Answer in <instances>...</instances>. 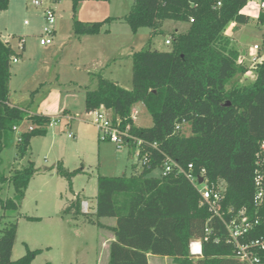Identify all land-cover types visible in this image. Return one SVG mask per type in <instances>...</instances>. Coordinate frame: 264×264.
I'll list each match as a JSON object with an SVG mask.
<instances>
[{
  "label": "trees",
  "instance_id": "obj_1",
  "mask_svg": "<svg viewBox=\"0 0 264 264\" xmlns=\"http://www.w3.org/2000/svg\"><path fill=\"white\" fill-rule=\"evenodd\" d=\"M78 2L74 0L73 10ZM247 2L134 0L124 18L93 23L74 19L77 38L109 33L104 27L117 20L128 24L134 33L150 28L152 37L160 33L165 21L190 23L187 32L171 34L170 51L149 47L132 55V90L101 73L91 74L95 87L86 90L85 112L109 110L114 118L122 120V128L129 126L130 132L146 145H157L156 149L149 148L154 156L151 169L141 173L136 170L129 177H98L95 213L82 211L84 201L80 195L64 204L63 216H84L98 228L103 227L101 219L115 220V227L110 229L115 240L110 244L109 264H149V255L172 258L178 264H246L235 257L233 247L225 241L222 224L200 206L199 194L185 177L175 173H161L159 178L149 175L162 171L161 159L156 161L158 152H162L179 164H193L196 172L205 169L213 182L224 180L225 207L245 208L251 219L264 215V206L258 209L254 203L256 156L264 142V61L256 66L254 82L240 86L238 80L249 67L238 65L240 52L225 36L230 25L251 22L240 13ZM9 4L10 0H0V12L8 10ZM20 55L0 38V154L13 138L14 127L27 120L34 129L24 133L17 143L18 158L23 159L31 140L48 134L52 119L31 115L11 104L12 60ZM140 104L152 117L150 128L138 127L131 117L134 107ZM177 125L182 129L175 132ZM186 125L190 127L189 136L183 134ZM134 149L132 146L131 154ZM56 171L74 195L73 181L83 169L69 171L59 162ZM35 174L33 163L15 169L10 177L0 174V220L9 219L0 230V264H32L40 253L28 250L22 258L12 259L19 211ZM5 184L14 188V196L6 200L1 196ZM16 213V220L11 221ZM208 227L212 234L203 242V257L193 260L190 242L204 239ZM263 236L264 220L252 233L253 238ZM259 257V264H264V252Z\"/></svg>",
  "mask_w": 264,
  "mask_h": 264
},
{
  "label": "rangeland",
  "instance_id": "obj_2",
  "mask_svg": "<svg viewBox=\"0 0 264 264\" xmlns=\"http://www.w3.org/2000/svg\"><path fill=\"white\" fill-rule=\"evenodd\" d=\"M35 1L42 5L37 7ZM73 2L14 0L16 6L22 5L24 8L18 12L14 5L12 13H6L8 21L12 17V28L5 31L3 21L0 22L3 41L13 43L17 55L22 53L17 56L18 62H12L11 103L26 109L31 115H44L56 121L45 137L31 140L27 156L20 159L17 143L31 127L25 120L19 124L18 132L14 131L13 138L0 154V174L6 177L12 176L15 169L28 167L30 163L34 164L36 170L19 211L18 237L12 257L14 261L25 256L28 250H39L32 264H108L102 246L104 234L100 228L89 223L84 216L74 218L62 215V202L72 200L74 196L68 190L67 181L57 174L56 168L62 162L69 171L83 169L84 172L74 179V190L86 197L91 206L90 213L95 207L99 176L129 177L136 173V157L127 148L119 149L110 140H100L98 129L91 123V114L85 112V87L90 83L86 68H95L97 64L91 62L92 58L86 56L85 47L74 39L73 29L74 19L87 17L90 10H94V15L102 14L105 17L100 22L108 18H124L132 10L134 0H79L75 10ZM48 6L54 7L57 12V35L53 45L43 47L40 37L47 27L44 9ZM189 27L190 23L168 20L163 22L160 33L152 37L150 28H141L134 33L124 21L110 24L107 28L111 29V34L105 37L107 41L102 48L107 50L109 58L114 54L113 50L118 55L114 54L108 61L112 64L111 68L104 65L96 72L110 81L116 79L120 87L132 90L131 48L141 51L151 47L168 52L172 47L167 46L165 41L171 38L170 35L176 30L187 32ZM9 33H14L15 37L9 38ZM225 36L241 55L248 58L247 64H252L251 48L264 40L263 31L253 20L248 25H230ZM19 38L26 42L25 51ZM255 69L249 68L238 84L251 85L256 78ZM136 109L139 112L136 125L152 127L153 120L146 108L140 104ZM183 129V134L189 136V125ZM71 133L75 138L68 137ZM161 173L158 169L149 177L159 178ZM1 196L4 200L12 198L13 186L5 184ZM26 217L37 220L30 221ZM16 218L17 213L12 214L10 220ZM8 222L9 219L0 220V230ZM154 264L178 263L172 258H158Z\"/></svg>",
  "mask_w": 264,
  "mask_h": 264
},
{
  "label": "built area",
  "instance_id": "obj_3",
  "mask_svg": "<svg viewBox=\"0 0 264 264\" xmlns=\"http://www.w3.org/2000/svg\"><path fill=\"white\" fill-rule=\"evenodd\" d=\"M34 5L41 6L42 3L35 1ZM221 5V4H219ZM241 14L249 17L251 21H256L260 30L263 31L264 37V0H248L245 7L241 10ZM44 17L47 27L44 29L40 37V45L49 46L53 43L55 27L57 24V12L52 6H48L44 10ZM193 22V20H191ZM264 39V38H263ZM22 42L23 50V39ZM167 46L172 45V39L169 38L165 41ZM250 63L247 64L248 58L244 55L239 56L238 65H247L249 68H256L258 64L264 61V40L260 45H254L251 50ZM13 63L18 62L17 56L13 58ZM92 116L91 123L98 129L102 141L110 140L115 143L119 149H130L135 146L133 155L136 157L137 173H141L146 169H151L153 166L154 156L149 148L156 149L157 145H146L143 140L138 139L130 132V127L122 128V120L114 118L111 111L101 108L90 113ZM139 112L136 106L132 110V119L136 123ZM56 121L52 120L51 126ZM34 126L29 128L32 131ZM182 129L177 125L175 132ZM14 131L18 132V126L14 127ZM69 138H75L74 134H69ZM148 147V148H147ZM156 161L161 159V167L163 176H168L172 173L185 177L193 188L197 191L200 197V206L206 208L210 213L212 219L218 220L225 232V241L234 249L235 257L246 264H259V254L264 252V236L253 238L252 233L257 226L264 220V215H256L253 219L248 215L247 210H236L233 207H225L227 196V183L224 180L211 181L205 169L198 172L195 171L193 164H179L162 152H158ZM257 168L255 170L254 184L255 196L254 203L258 209L264 206V142L261 143L260 151L257 154ZM90 205L84 201L82 203V211L90 213ZM212 234V230L206 228V236L204 239H196L190 242L189 252L191 258L200 259L203 257V242L208 241ZM220 239L217 238L216 241Z\"/></svg>",
  "mask_w": 264,
  "mask_h": 264
},
{
  "label": "crops",
  "instance_id": "obj_4",
  "mask_svg": "<svg viewBox=\"0 0 264 264\" xmlns=\"http://www.w3.org/2000/svg\"><path fill=\"white\" fill-rule=\"evenodd\" d=\"M17 8L18 12L19 11H22L23 10V6L22 5H18L16 6V4L14 3V0H10V4H9V8L8 10L4 11V12H0V15H3V16H0V22L3 21L4 23V30L7 31V30H10L12 28V17L10 18V20L8 21L6 18V13H12V10L15 9V7ZM84 5V4H83ZM40 7V6H39ZM45 10V9H44ZM84 18V19H83ZM105 17H103V15H94V10H90V14L87 15V17H81L79 21H82V22H86V23H93V22H100L104 19ZM119 18V17H117ZM58 21V20H57ZM117 22H121V20H117V21H113L111 24H114V23H117ZM234 27H237L236 24H232ZM108 26L104 27V29H107ZM109 29V28H108ZM1 30V29H0ZM176 33H182V32H179L178 30L174 31ZM173 32V33H174ZM111 34V29H109V33H105V32H102L98 35H85V36H82L80 38H77L76 36H74V39L80 43L81 45H83V47H85V51H86V56L90 55V59L92 63L94 64H97L95 68H92V69H87V74L89 75V78H90V83L85 87V95H86V90L87 88H94L95 85H94V82L92 80V77H91V74H96L98 68H101L103 69L102 67L104 65H106V68H111L112 64L110 65V63H108V61L110 59L113 58V55L114 54H117V51L116 50H113V55L111 58H109L107 56V50L106 49H103L102 48V44L104 42H106V38L105 37H108L109 35ZM56 35H57V29L55 28V33H54V39H53V42L56 38ZM3 33L0 31V38L1 40L3 41ZM8 37L11 38V37H15L14 36V33L11 34L9 33L8 34ZM171 37V35H170ZM169 39V38H168ZM4 42V41H3ZM4 43H8V42H4ZM9 45L12 46L13 50L15 51V48H14V45L13 43H8ZM26 44V42L24 41V45ZM53 45V43L51 44ZM49 45V46H51ZM43 47H46V46H43ZM24 51H25V47H24ZM137 52V51H133V49L131 48L130 50V54H129V57L132 58V55ZM122 55H120L121 57ZM115 60V59H114ZM116 64V62L114 63ZM102 66V67H101ZM113 82H116L118 85H119V81L118 80H111ZM11 82V81H10ZM120 86V85H119ZM9 99H10V96H9ZM10 102H11V99H10ZM12 104V103H11ZM14 105V104H12ZM136 172V169L134 170V173ZM74 182V181H73ZM73 189H74V185H73ZM76 195H80L81 194H77V192H75L74 190V197L72 200L75 199V196ZM83 198V201H86L87 202V199L85 196H81ZM97 197V195H96ZM61 199H63V197H61ZM69 200V199H66L64 200V202H62V206L64 207V204L65 202ZM70 201V200H69ZM95 207L93 208V212H91L92 214L95 213V208H96V201H95ZM62 207V208H63ZM91 207V206H90ZM69 217H72V216H69ZM114 220V219H113ZM106 221H109V222H106ZM101 224L103 225L102 228H100V230L103 232L104 234V237H103V243H102V246L103 248L105 249V252H106V255H107V263L109 264V256H110V244L115 240V236L113 234V232L110 230L111 228L115 227L116 225V222H112L110 219H101L100 220ZM105 234H108L107 236H105ZM158 258H161V257H156V256H152V255H149V264H154L157 262V259ZM163 259H168V258H163Z\"/></svg>",
  "mask_w": 264,
  "mask_h": 264
}]
</instances>
